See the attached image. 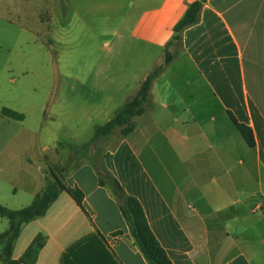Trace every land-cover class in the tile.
Segmentation results:
<instances>
[{
    "label": "crops",
    "instance_id": "0c3cea01",
    "mask_svg": "<svg viewBox=\"0 0 264 264\" xmlns=\"http://www.w3.org/2000/svg\"><path fill=\"white\" fill-rule=\"evenodd\" d=\"M14 1L40 2L36 15H45L42 28L53 36L93 30L102 20L111 44L77 67L90 70L77 80L90 92L80 97L91 102V115L106 123L164 62L174 26L195 0ZM182 45L153 80L132 131L104 148L105 166L141 203L172 264H264V0H207L200 20L183 31ZM2 109L0 146L9 160H0V172L19 162L17 124ZM232 116L251 127L254 148ZM22 142L27 149L28 134ZM62 182L84 191L83 208L62 191L43 216L23 225L14 259L42 233L47 242L32 264H61L74 242L98 231L120 264H149L89 162Z\"/></svg>",
    "mask_w": 264,
    "mask_h": 264
},
{
    "label": "rangeland",
    "instance_id": "374dc122",
    "mask_svg": "<svg viewBox=\"0 0 264 264\" xmlns=\"http://www.w3.org/2000/svg\"><path fill=\"white\" fill-rule=\"evenodd\" d=\"M121 1L114 0L115 6ZM41 6L40 2L16 4L14 0H0V109L9 107L25 115L24 120L13 121L19 137V162L9 167L2 165L0 172V203L12 209L29 205L45 180H63L74 166L90 161L94 146L90 152L78 151L80 155L68 164L71 148L90 141L97 125L105 122L104 116L91 115L87 106L91 102L80 97L90 92L81 89L77 73L88 74L90 70L77 67L102 56L112 37L102 35V20L93 22L97 26L93 30L75 35L64 31L62 36H53L52 31L42 28L45 15H36ZM28 15H33L29 24ZM26 134L27 149L22 142ZM121 135L118 130L100 145L111 146ZM6 155L0 146V160ZM20 160L34 163L23 165ZM7 227L8 220L0 216V233ZM0 264L4 262L0 260Z\"/></svg>",
    "mask_w": 264,
    "mask_h": 264
},
{
    "label": "trees",
    "instance_id": "16d2710c",
    "mask_svg": "<svg viewBox=\"0 0 264 264\" xmlns=\"http://www.w3.org/2000/svg\"><path fill=\"white\" fill-rule=\"evenodd\" d=\"M207 0H195L189 4L183 17L174 26V33L165 49L164 62L150 72L141 83L134 96L124 102L113 117L102 125H98L90 141L81 146H72L73 152L68 164L76 160L78 151H89L94 146L90 161L98 183L108 188L110 194L116 199L118 206L129 226L135 244L144 254L149 264H172L166 250L161 246L157 237L149 226L141 203L137 198L128 195L119 181L105 166L104 148L100 142L106 140L120 130L122 135L128 134L134 128L133 118L146 112L149 102V93L153 80L162 74L182 50L183 31L200 20L201 10ZM1 114L12 119L23 120L24 114L11 108L4 107ZM232 119L243 135L247 144L254 148L255 138L251 127ZM82 162L80 164H83ZM74 166L73 170L80 165ZM62 191H67L79 206L83 208L84 191L78 186L70 187L61 179L50 180L45 188L39 192L31 203L19 209H12L0 203V216L8 220V227L0 233V260L4 264H32L38 259L40 250L47 242V236L39 233L24 253L13 258L14 245L21 233L24 224L41 217ZM61 264H120L108 248L105 238L98 232L92 231L74 242L63 254Z\"/></svg>",
    "mask_w": 264,
    "mask_h": 264
}]
</instances>
